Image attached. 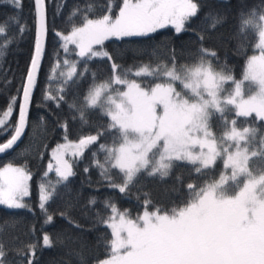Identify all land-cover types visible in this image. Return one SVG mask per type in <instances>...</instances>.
<instances>
[{
  "label": "snow or ice",
  "instance_id": "snow-or-ice-1",
  "mask_svg": "<svg viewBox=\"0 0 264 264\" xmlns=\"http://www.w3.org/2000/svg\"><path fill=\"white\" fill-rule=\"evenodd\" d=\"M7 3L23 10L22 0ZM46 8V0H33L32 24L17 23L13 37L17 41L23 39L26 29L34 30L31 55L21 70L15 93L0 111L3 134H10L0 143V154H5L14 149L27 130L34 91L40 87L47 56L46 86L41 89L37 107H47L49 103L57 109L67 106L70 115L63 121L56 118L63 142L51 149V159L37 186V205L44 217L41 230L53 223L56 215L48 207L57 194L47 179L49 173L54 171L56 185L65 186L76 175L75 162L101 137L111 134V144L99 143L97 151L92 152L91 165L83 169L85 173L93 166L98 169L94 191L104 186L127 194L141 172L167 177L177 162H186L201 176L214 171L218 161L223 162V170L218 179L187 184V196L171 208L148 211L151 202L145 200L146 210L135 218L127 210L120 212L113 197H104L102 204L111 215L105 218L97 213V222L110 229L111 238L103 234L98 238L108 252L98 264H264V166L257 168L253 164L254 159L264 162V134L261 127L255 126L259 121L264 127V6L259 11L253 7L241 13L240 32L254 30L258 39L252 55H247L243 45L238 46V53L246 55L240 79L226 62L220 63L216 51L203 46L205 37L199 32L195 33L197 41L190 43H199L200 47L187 52V58L195 61L193 64H180L173 48L169 52L171 66L161 62L155 68L144 65L131 73L106 50V41L151 39V34L169 26L181 34L201 10L199 0H120L118 5L116 0H106L98 9L93 4L84 8L76 5L65 19L70 28L64 30L55 24L49 27ZM60 14L61 4H57L53 15ZM12 19L18 21V16ZM223 20V16L212 15L210 27ZM50 30L55 38L51 53L46 42ZM0 33H5V28L0 27ZM73 55L76 59L70 58ZM180 55L184 56L185 50ZM94 58L111 61L110 73L103 79L98 78L102 69L89 68V61ZM80 64L84 65L83 70ZM90 71L91 83L86 91L77 88L69 99V88L73 83L82 84ZM130 75L152 76L163 82L144 84ZM17 103L18 114L13 123ZM97 110L107 117V127L101 125L96 134L71 139L69 124L79 120L82 126H88L89 114ZM253 116L247 127L239 126L238 118L248 120ZM214 119L222 129L219 135L214 130ZM45 121L40 116L37 122ZM101 153L103 160L99 158ZM14 161L15 158L0 167V205L35 216L26 199L30 197L32 172L26 163ZM176 179L181 177L177 175ZM88 184L92 187L90 179ZM97 199L90 196L88 204H95ZM59 215L74 227H81L66 210L61 209ZM57 239L61 237L57 235ZM38 240L13 247L12 251L20 257L14 264H38L34 258ZM42 244H53L46 231ZM6 255L5 243L0 240V264H13L3 259ZM80 264H86L83 255Z\"/></svg>",
  "mask_w": 264,
  "mask_h": 264
},
{
  "label": "trees",
  "instance_id": "trees-1",
  "mask_svg": "<svg viewBox=\"0 0 264 264\" xmlns=\"http://www.w3.org/2000/svg\"><path fill=\"white\" fill-rule=\"evenodd\" d=\"M33 0H22L23 10L14 9L7 3V0H0V27L5 28V33H0V111H2L7 103L8 98L15 93L18 84V78L21 70H23L30 60L32 43L34 39V30H25L23 39L17 41L13 37L17 34V23L32 24L30 9ZM106 0H46V11L49 27L53 24L57 28L64 30L70 28L65 24L70 10L73 6L79 5L84 8L88 4L95 6L104 4ZM117 5L120 0H116ZM202 8L198 15L187 23V30L181 34H176L171 28L158 30L157 33L151 34V39H137L125 41H106V50L114 57L117 64L125 69H130L131 73L144 65L152 68L161 62L169 63V52L175 48L180 64H193L194 60L187 58V52H194L200 47L196 42L195 33H203L204 47H207L218 53L220 63L226 62L231 68L236 79H240L243 72V65L246 55L238 53V46L243 45L247 55L253 54V47L257 42V35L254 30L248 29L243 34L240 32L241 13H247L255 7L259 11L264 6V0H199ZM57 4H61V14L54 17ZM223 16L222 23L217 24L214 28L211 25V16ZM18 16V21L12 19ZM79 23V19L76 21ZM54 36L51 30L46 38L49 53L54 47ZM185 50V55L181 56V51ZM71 59H76L73 55ZM64 59L63 50H61V61ZM214 66L219 70V65L213 61ZM111 61L100 58H94L89 61V68L92 71L102 69L98 72V78L103 79L110 73ZM169 66L171 64L169 63ZM83 70L84 65H79ZM48 57L44 58V71L40 75V87L34 91V99L30 106L29 125L23 134L17 146L10 152L0 155V167L15 158L18 164H27L32 172L30 184V197L26 198L32 204L35 210V216L23 209H5L0 205V240L5 243L7 255L3 259L7 262L19 260L13 247H18L21 243L27 244L32 242L34 238H39V247L35 252V259L38 264H80V255H83L86 264H98L99 260L107 258L108 252L102 240L98 238L103 234L108 239L111 238L109 229L101 222H97V213L107 218L110 210H106L102 204V200L106 196L113 197V203L120 210H127L131 218L146 209L145 200L151 203L147 206V210L154 211L158 207L171 208L174 203L179 202L182 197L187 196V184L194 181L203 184L204 181L218 179L221 170V164L214 166V171H209L205 175L194 173L192 167L186 162H177L170 175L161 178L159 175H148L146 172L138 174L134 184L130 185L127 194H122L118 190L109 189L99 186V191H94L97 187L98 169L94 166L90 167L89 173H85L83 169L86 165H91L92 152L97 151L99 143L111 144V134H107L86 150L84 156L75 162L74 171L76 175L69 178L65 186L56 185L57 177L52 171L47 178L51 184L57 189V194L48 207L49 210H55L56 215L54 222L44 225L41 230V223L44 219L37 205L38 200V183L41 180L42 173L46 170V166L50 160V151L58 143L62 142L63 131L57 125L56 118L60 117L61 121L69 112L67 106L57 109L52 103L47 107H37V103L41 100V89L46 86L45 73L48 72ZM134 76L130 75L129 78ZM139 82L144 84H154L163 82L162 79H155L152 76L135 77ZM10 81V83H6ZM91 83V71L85 76L82 84H75L68 90V98L71 99L72 93L77 88L80 92H84ZM18 114V103L14 106L12 121ZM43 116L46 118L44 123H38V118ZM91 124L82 126L77 120L70 123V138L78 139L81 135L96 134L99 126L107 127L109 123L106 116H102L99 110L89 114ZM240 127H247L254 120L252 118H238ZM35 122V123H34ZM255 126L261 127V134H264V127L261 122L256 121ZM55 129V132H53ZM10 134H3L2 126L0 127V143L6 141ZM45 144L47 148H45ZM24 152V155L18 156V153ZM41 153H43L41 157ZM103 160V154L99 155ZM253 164L259 168L264 166V162L254 159ZM177 175L181 177L178 181ZM91 180L92 187L89 186L88 180ZM242 179V178H241ZM90 196H96L97 202L93 205L88 204ZM64 209L68 216L78 222L81 227H74L59 215V211ZM15 220V223L12 221ZM7 221V222H6ZM34 225V228H33ZM49 233L53 238V244L45 247L42 244L43 232ZM57 235L61 239H57ZM16 237L17 239H13ZM79 254V255H78Z\"/></svg>",
  "mask_w": 264,
  "mask_h": 264
},
{
  "label": "rangeland",
  "instance_id": "rangeland-1",
  "mask_svg": "<svg viewBox=\"0 0 264 264\" xmlns=\"http://www.w3.org/2000/svg\"><path fill=\"white\" fill-rule=\"evenodd\" d=\"M169 28H171V26H169ZM172 29V28H171ZM174 30V29H173ZM139 69V68H138ZM138 69H135L132 73H135ZM143 76H147V75H143ZM133 78H135V77H133ZM139 82V81H138ZM229 119H231V116L229 117ZM213 125H214V130H215V132H216V134L217 135H219L220 133H221V131H222V129L218 126V124H217V121L214 119L213 120ZM1 127V126H0ZM63 142V141H62ZM51 152V151H50ZM50 159H51V157H50ZM49 163V162H48ZM217 163H219V164H221V170H220V172L223 170V162L222 161H218ZM216 166V165H215ZM54 172V171H53ZM220 172H219V175H220ZM218 178H219V176H218ZM146 209H144L142 212H141V214H143V212L145 211ZM119 211L120 212H124V210H120L119 209ZM149 211V210H148ZM111 215V212L109 213V216ZM109 231H110V229H109Z\"/></svg>",
  "mask_w": 264,
  "mask_h": 264
},
{
  "label": "water",
  "instance_id": "water-1",
  "mask_svg": "<svg viewBox=\"0 0 264 264\" xmlns=\"http://www.w3.org/2000/svg\"><path fill=\"white\" fill-rule=\"evenodd\" d=\"M18 143H19V142H18ZM18 143H17V144H18ZM16 146H17V145H16ZM16 146H14V148H15ZM9 152H10V151H9ZM7 153H8V152H7ZM5 154H6V153H5ZM0 155H4V154H0Z\"/></svg>",
  "mask_w": 264,
  "mask_h": 264
}]
</instances>
